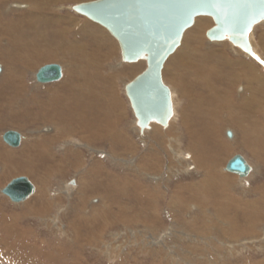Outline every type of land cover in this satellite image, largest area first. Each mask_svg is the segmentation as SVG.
<instances>
[{
  "label": "rangeland",
  "instance_id": "1",
  "mask_svg": "<svg viewBox=\"0 0 264 264\" xmlns=\"http://www.w3.org/2000/svg\"><path fill=\"white\" fill-rule=\"evenodd\" d=\"M45 1L0 3V35L6 33L4 39H12L16 59L9 69L0 63L1 70L2 67L5 70L4 74L0 73V135L15 131L24 138L18 148H12L0 137V241L4 239L0 243V264H264V146H257L259 152H252L243 147L239 137L233 143L234 139L227 138L229 131L226 133L234 127L227 121L229 97L238 104L246 103L240 99L241 95H246L248 100L254 98L253 93L245 91L247 82L244 77L239 78L238 72L241 64L245 71L250 60L237 52L231 42L215 43L207 39V32L215 26L211 17L206 16L209 22L203 30L193 24L177 48L178 52L185 49L189 55L185 57L180 52L184 58L180 62L171 56L162 70L163 84L179 94V97L175 95L177 114H172L176 120L171 121L175 124L169 122L170 125H161L158 130L150 124L141 131L135 124L125 87L147 69V61L125 63L119 42L108 30L112 38L105 33L113 43L112 51L85 38L78 39L77 50L71 55L58 60L42 58L47 47L65 43L72 46L67 40L74 42L82 29L76 33L74 24L66 23L65 38L58 42L52 41L49 31L47 41L22 35L14 18L21 23L24 10L12 5L29 4L31 12L40 10L34 4H42L51 14L84 24L93 21L77 14L74 7L97 0H47L43 6ZM249 39L260 49L257 51L252 46L255 57L264 60V23L254 27ZM5 46L0 40L1 50ZM25 54L36 58L32 68L24 65L29 61L23 58ZM247 56L264 75V64ZM48 64L65 67L75 64L76 69L73 65L69 69L70 78L65 72L66 80L50 86L38 85L33 74ZM139 64L142 70L138 73L129 71ZM95 67H101L99 73L111 79L107 83V95H103L111 96L118 106L107 105V97L102 96L104 102L100 100L93 109L96 111H92L84 105L87 98L69 91V88L86 89L88 80L95 82L93 89L104 90L93 79ZM52 90H57L56 97L62 98L51 112L48 92ZM260 95L264 101V92ZM258 112L255 120L264 123V109ZM247 119L250 126L254 119ZM55 126L62 132L56 140L45 136L44 130L41 133L44 127ZM254 131L248 134H255L252 141L256 145L259 141ZM111 133L122 136L125 143L108 138L113 137ZM96 136L97 140H89ZM179 136L180 144L170 141ZM261 140L264 141V136ZM235 155L246 156L257 164L261 159L260 173L251 181H238L239 187L226 186V180H220L224 186L211 181L205 168L213 164L222 171ZM19 177H27L36 191L27 201L15 204L1 190ZM73 179L77 187L72 186Z\"/></svg>",
  "mask_w": 264,
  "mask_h": 264
},
{
  "label": "water",
  "instance_id": "2",
  "mask_svg": "<svg viewBox=\"0 0 264 264\" xmlns=\"http://www.w3.org/2000/svg\"><path fill=\"white\" fill-rule=\"evenodd\" d=\"M74 10L107 28L118 40L124 62L146 58L147 69L125 87L142 129L151 121L166 126L172 117L171 95L162 82V70L197 17L208 16L214 20L215 26L206 35L210 42L229 38L235 47L253 58L255 54L249 35L257 24L264 21L261 0H230L220 8L193 3L192 0H97L77 5ZM61 72L58 65L44 66L35 79L39 84H52L61 78ZM3 140L12 148L21 144L20 135L15 131L6 132ZM225 170L243 178L251 168L242 156L236 155ZM33 193L34 187L25 177L13 179L2 190L12 203H22Z\"/></svg>",
  "mask_w": 264,
  "mask_h": 264
},
{
  "label": "bare ground",
  "instance_id": "3",
  "mask_svg": "<svg viewBox=\"0 0 264 264\" xmlns=\"http://www.w3.org/2000/svg\"><path fill=\"white\" fill-rule=\"evenodd\" d=\"M7 0H0V3H3V2H6ZM42 1H44V0H42ZM59 1H65V0H59ZM17 3V2H16ZM48 3H50V2H48ZM33 5V4H32ZM35 5V6H34ZM33 5V7L34 8H37L38 7V9H40L39 11H31L30 12V10L28 9V7L30 6L29 4H24V3H21V2H19V4H15V5H12V7H14V8H16V9H18V10H24V15H23V17L22 18H20V21H21V23H19V20L17 19V18H14V23H17V24H19L20 25V28H21V32H22V35L24 34L25 36H36L35 37V39H40L41 37V40H44L45 39V41H47L48 40V37H49V35L48 36H46L47 34H48V31L52 34V41L53 42H58V39H60V38H65L64 37V30L66 29V28H63L64 27V25H66V23H69V24H74V27L76 28V33L77 32H79L81 29H82V31L79 33V34H77L76 35V38L74 39V42H72V41H70V40H67L68 42H69V44H73L72 46H67V44L65 43V44H63V45H61V46H57V44L55 45V46H53V47H47V48H45V50L46 51H42V58H49V59H56V60H58V59H61L62 57H65L66 55H71V52H75V50H77V48L75 47V45L77 46L78 44H79V40L80 39H92V40H94L96 43H99V45L100 46H103V47H105V46H107L106 48H108V49H110L111 51H112V49L114 50V46H113V43H111L112 41H110L109 40V38H107V34L109 35L108 37H111L112 38V36L109 34V32L107 31V28H105V27H103V28H101V27H96L95 26V24H93V23H95V22H93V23H89V21H87L86 23H84V24H80V23H78V22H76L75 21V19L73 20V19H69V18H64V16H61V15H57V14H51L48 10H45L46 8L44 7H42V4H41V6H39V5H37V4H34ZM45 5H47V0L43 3V6H45ZM12 10V9H11ZM11 10H10V12H11ZM74 10V9H73ZM88 20V19H87ZM208 22H209V19H208V17H206V16H199V17H197L196 19H195V22H194V24H196L197 26H198V28H201L202 30L208 25ZM264 23V21H262V22H260L258 25H261V24H263ZM0 24H2L1 22H0ZM11 24H12V22H11ZM93 24V25H92ZM97 25H99V26H101L100 24H98V23H96ZM69 26V25H68ZM205 26V27H204ZM64 29V30H63ZM106 29V30H105ZM254 29V28H253ZM68 31H69V29H67ZM88 30V31H87ZM188 30V29H187ZM211 30V29H210ZM65 32H66V30H65ZM70 32V31H69ZM107 34H106V33ZM252 32H253V30H252ZM58 33V34H57ZM75 33V34H76ZM204 33V32H203ZM69 34V33H68ZM67 34V35H68ZM251 34V33H250ZM71 35H72V33H71ZM5 36H8V34H6V33H3L2 35H0V40L1 41H3V43H5V48H2V49H4V50H1V48H0V63H3V64H5V66L6 67H8L7 69H9V68H12V65H13V60L14 61H16V59L14 58V54H15V45L12 43V42H10V41H12V39H9L8 38V40H6V39H4V37ZM68 36H70V35H68ZM249 37H250V35H249ZM66 38H67V36H66ZM71 38V37H70ZM73 39V38H72ZM79 39V40H78ZM197 39V37L195 38V40ZM116 41H118L117 39H116ZM182 41H183V39H182ZM225 41L226 42H229L230 43V41H229V38H226L225 39ZM217 41H215V43H216ZM221 42H223V41H221ZM249 42H250V45H251V48H252V50H253V47L252 46H254L255 47V49L257 50V51H259L260 49L258 48V46L257 45H254L253 43V41H252V39H249ZM78 43V44H77ZM218 43V42H217ZM27 44V43H26ZM221 44V43H220ZM226 44H228V43H226ZM231 44V43H230ZM1 45H3L2 44V42H1ZM23 45H25V44H23ZM234 48H236L238 51L237 52H241L247 59H249L250 60V62H247L248 64H246V66H245V71L243 70V69H241V68H244L243 66H242V64H241V68L240 69H238V72L240 73L239 74V78H240V76H242V77H244V80L247 82V85L248 86H246V87H244V88H246L245 89V91L247 92V93H249V94H251V93H253V95H254V98H252V99H250V100H248V99H246V95H241L240 96V99H243V100H245V102L246 103H244V104H242V103H240V104H238V103H236L231 97H229V103H230V105H228V109L230 110V116H229V118L227 117V114H225V118H228V120L227 121H229L228 123H230L231 125H233L234 127L233 128H231V130H227L226 131V133L228 132V133H230L231 134V137H229L228 136V134H227V138L228 139H234L232 142L234 143L235 141H236V139L239 137V139H240V141H241V144L243 145V147H247V148H249L252 152H259V147H258V150H257V146H260V145H263L264 146V141H262L261 139L263 138V136H264V134H263V136H262V138L260 139V135L262 134V133H264V123H259V120L258 121H256L255 120V117H257L258 115H259V112H258V109H264V106H263V103H264V101H263V98H260V92H264V75H263V73H262V71L261 70H259L260 68H256V67H258V65H257V63H255L254 61H252L251 60V58H249L247 55L248 54H246L245 55V53L240 49V48H238V47H235L233 44H231ZM91 47H92V45H90ZM96 46H98V45H96ZM99 46V47H100ZM3 47V46H2ZM89 46H87V48H88ZM181 47V44H180V46L178 47V48H180ZM76 48V49H75ZM121 49V48H120ZM236 49H234V50H236ZM263 49V48H262ZM7 50V51H6ZM178 49H176V51L171 55V56H174V57H177V62H180V60L181 59H184L183 58V56H185V57H187L189 54H187L186 53V50L185 49H183V51H180L181 53H182V55L180 54V52H178L177 51ZM224 50V49H223ZM233 50V49H232ZM233 50V51H234ZM35 51V50H34ZM34 51H32L31 53H34ZM83 51V50H82ZM82 51H81V53H82ZM188 51V50H187ZM121 52V51H120ZM192 52H193V50H192ZM100 53V52H99ZM112 53V52H111ZM119 53V52H118ZM122 54V53H121ZM74 55H76V54H74ZM84 55H86L85 54V52H84ZM90 55V54H89ZM88 55V56H89ZM171 56L169 57V58H171ZM242 56V55H241ZM240 56V57H241ZM77 57H78V54H77ZM102 57H104V56H102ZM23 58H27L29 61H28V64L26 63V62H24V65H26V66H28V67H33V65H34V63H35V61H36V58L33 56V55H29V54H25V55H23ZM91 58V57H90ZM101 58V57H100ZM256 58V57H255ZM76 59V58H75ZM86 59V58H85ZM241 59V58H240ZM95 60H97L96 58H95ZM142 60H144V61H146V58H143V59H139L138 61H136V62H132V63H129V64H134V63H138V62H140V61H142ZM171 60H173V59H171ZM186 60V59H185ZM9 61V62H8ZM85 61V60H84ZM98 61H100V59H98ZM232 60H230V64L232 63L231 62ZM238 61V60H237ZM240 61V60H239ZM87 62V61H86ZM183 63L185 62V61H182ZM62 63V62H61ZM77 63V62H76ZM94 63H96V64H99V63H97V61L96 62H94ZM126 63V62H125ZM243 63V62H242ZM245 63V62H244ZM78 64V63H77ZM83 64H85V63H83ZM82 64V65H83ZM185 64V63H184ZM183 64V65H184ZM187 64H188V62H187ZM186 64V65H187ZM49 65H58V66H60L61 67V73H62V75H61V78L57 81V82H54V83H58L60 80H66V79H68V77L70 78V75H69V69H72V65H73V67L75 68V64H72V65H68L67 67H65V65L64 64H62V65H60V64H48V65H45V66H49ZM78 65H80V64H78ZM182 65V64H181ZM182 65V66H183ZM191 65V64H190ZM193 65V64H192ZM235 65H237V64H235ZM100 66V65H99ZM234 66V65H233ZM232 66V67H233ZM44 67V66H43ZM84 67H85V65H84ZM178 67V66H177ZM176 67V68H177ZM15 68V67H14ZM42 68V67H41ZM40 68V69H41ZM73 68V69H74ZM100 68L101 67H95L94 68V75H93V79H96V82H99V85L101 84L103 87H104V90H103V88H96V89H93V87H94V81H91V80H88V83L86 84V89H82V88H78V89H76V90H73V89H71V88H69L70 90V92H73V94L74 95H76V94H79V97L80 98H87V101H88V103H86V104H84V105H86L87 106V108L90 110H92V111H96V110H93L94 108H96L99 104H100V100H101V103H103L102 102V96H104L103 94L104 93H106L107 92V90H108V88H107V83H109V81L111 80V79H106L105 77H104V75L102 74V73H99V70H100ZM2 69L3 70H1V68H0V73L3 71V74H4V72H5V70H4V68L2 67ZM39 69V70H40ZM76 69V68H75ZM38 70V71H39ZM82 70V69H81ZM92 70V69H91ZM103 70V69H102ZM138 70L140 71V70H142V65L141 64H139V65H136V66H132L130 69H129V71L130 72H134V73H138ZM232 69L230 68V71H231ZM235 70V69H234ZM263 70V69H262ZM28 71V70H27ZM37 71V72H38ZM79 71V70H78ZM105 71V70H104ZM261 71V72H260ZM37 72L35 73V74H33V76H34V78H35V76H36V74H37ZM65 72L67 73L68 72V77L66 78L65 77ZM77 73H79V72H77ZM128 73V72H127ZM233 74H234V72H232ZM231 73V74H232ZM250 73H252L253 75L251 76L250 75ZM232 74V75H233ZM236 75H237V73H235ZM234 74V75H235ZM87 75H89V74H86V76ZM91 76H92V73L90 74ZM138 75V74H137ZM249 75V76H248ZM66 76H67V74H66ZM242 77L240 78V79H242ZM5 78V77H4ZM92 78V77H91ZM133 78V77H132ZM6 79V78H5ZM10 80V79H9ZM34 81V80H33ZM35 81H36V79H35ZM74 81V80H73ZM162 81H163V73H162ZM173 81H176V80H173ZM234 81H235V79H234ZM7 82H8V80H7ZM6 82V83H7ZM93 82V83H92ZM5 83V82H4ZM12 83H14L15 85H18L17 84V82H15V81H12ZM37 83V82H36ZM35 83V84H36ZM75 83V82H74ZM38 85H45V84H39V83H37ZM97 84V83H96ZM122 84V83H121ZM225 84V83H224ZM20 85V84H19ZM18 85V86H19ZM46 85H49V84H46ZM92 86L91 88H88L89 86ZM193 85H195V84H193ZM199 85V84H198ZM235 85V84H234ZM22 86V85H21ZM50 86V85H49ZM56 86V85H55ZM58 86V85H57ZM56 86V87H57ZM174 86V85H173ZM172 86V87H173ZM179 86H180V84H179ZM47 87V86H46ZM46 87H44V88H46ZM176 87V86H175ZM179 88V87H178ZM244 88H242V90H244ZM168 89H169V91H170V95H171V101H172V109H173V113L175 114H177V112H176V101H175V95L176 96H178L177 94H176V92H175V90H174V88H173V90L170 88V87H168ZM177 89V88H176ZM20 90V89H19ZM93 90V91H92ZM198 90V89H197ZM55 91H57V90H52V91H50V92H48V96H49V100H50V104L48 105V108L50 109V111L53 109L54 110V108H55V105H56V102H57V100L58 101H61V98H62V96H57L56 97V92ZM60 91V90H59ZM112 91V90H111ZM22 92V91H21ZM177 92H179V91H177ZM61 93H63V92H61ZM116 94V93H115ZM118 94V93H117ZM1 95V94H0ZM65 95V94H64ZM106 95H107V93H106ZM183 95L185 96V94H184V92H183ZM66 96V95H65ZM56 97V98H55ZM104 97H107V96H104ZM179 97V96H178ZM263 97V96H262ZM55 98V99H54ZM77 98V97H76ZM198 99V98H197ZM227 99V98H226ZM81 100H83V99H81ZM104 100V99H103ZM111 100H113V101H111ZM105 101H106V104L108 105L109 104V106L110 105H113V106H118V104L116 103V101H115V99H113L111 96H110V98L109 97H107V98H105ZM194 102H195V100H194ZM59 103V102H58ZM68 105V104H67ZM123 105V104H122ZM121 105V106H122ZM196 105V104H195ZM71 106H73V105H71ZM75 106H78V105H75ZM82 106V105H81ZM262 106V107H261ZM70 107V106H69ZM119 107H120V105H119ZM123 107V106H122ZM71 108V107H70ZM69 108V109H70ZM121 108V107H120ZM118 109V108H117ZM48 110V109H47ZM99 110V109H98ZM237 112V114H236V112ZM52 112V111H51ZM71 112V111H70ZM77 112V111H76ZM49 113V112H48ZM54 113V112H53ZM52 113V114H53ZM63 113H65L64 111H63ZM85 113V112H84ZM92 113V112H91ZM94 113V112H93ZM123 113V112H122ZM125 113V112H124ZM66 114V113H65ZM199 114V113H198ZM262 114V113H261ZM54 115H58L57 113L55 114L54 113ZM126 115V114H125ZM129 115V114H128ZM135 115V114H134ZM46 116H48V114H47V112H46ZM238 116V118H236ZM262 116V115H261ZM125 117V116H124ZM176 115L175 116H173L172 115V117L169 119V121L167 122V125L166 126H168V125H170V124H175V122H173V123H171V121H174V120H176ZM178 117V116H177ZM72 118V117H71ZM135 118H136V116H135ZM247 118H249V119H251V118H253L254 119V121H252V123H251V125L249 126L248 125V119ZM241 120H243V121H241ZM46 121V120H45ZM58 122V121H57ZM169 122H170V124H169ZM59 123V122H58ZM86 123V122H85ZM102 124V123H101ZM135 124H136V126L141 130V131H143V129L140 127V124H139V120L136 118V122H135ZM150 124H152L154 127H156V128H154V129H161L159 126H161V124H159V123H157L156 121H151L148 125H147V127H150ZM227 124V123H226ZM59 126V125H58ZM90 126H92V125H90ZM89 126V127H90ZM174 126V125H173ZM49 127H51V126H49ZM93 127V126H92ZM91 127V128H92ZM100 127V125H98V127H96V128H99ZM104 127H106V126H104ZM162 127V126H161ZM46 128V129H45ZM113 128V127H112ZM146 128V127H145ZM144 128V129H145ZM173 128H175V127H173ZM107 129V128H106ZM255 129V133H256V139L259 141V143L258 144H254L253 143V141H252V139H254L255 138V134H253V135H251V134H248L249 133V131H252V130H254ZM43 130H44V132H43ZM139 130V131H140ZM172 130V129H171ZM102 131V130H101ZM100 131V132H101ZM146 130H144V132H145ZM149 131H150V129H149ZM148 131V132H149ZM174 131H176V130H174ZM7 132V131H6ZM9 132V131H8ZM44 133V134H46L45 136H49V138L51 139V140H56L57 138H59V134L58 133H60L61 131L59 130V128L58 127H53V128H47V127H44L43 129H42V131H41V133ZM91 132V131H90ZM124 132H126V131H124ZM131 132V131H130ZM144 132H142V134L144 135ZM19 133V132H18ZM62 133V132H61ZM68 133V132H67ZM94 135L96 134V132L95 133H93ZM99 135H100V133H98ZM102 134V133H101ZM112 134V133H111ZM115 134V133H114ZM141 134V135H142ZM150 134V133H149ZM160 134V133H159ZM2 135V134H1ZM1 135H0V137H1ZM20 135V138H21V144H22V141H23V134H19ZM61 135V134H60ZM67 135V134H66ZM98 135V136H99ZM108 135H109V133H108ZM113 135V134H112ZM160 136L161 135H158V137L160 138ZM156 137V136H155ZM211 137H213V136H211ZM2 138H3V135H2ZM108 138H113V141H116L117 143H118V141L121 143V144H124L125 143V139L122 137V136H118V135H113V137L111 136H109ZM107 138V139H108ZM94 140V139H96L97 140V136L95 137V138H89V140ZM115 139V140H114ZM180 136H179V138H174V140H173V138L171 139L170 138V141H174L175 143L177 142V144H180ZM213 139V138H212ZM146 140V139H145ZM97 142V141H96ZM237 142V141H236ZM92 143V142H91ZM90 143V144H91ZM112 143V142H111ZM7 144V143H6ZM20 144V145H21ZM46 146V145H45ZM179 146V145H178ZM240 146V145H239ZM238 146V147H239ZM21 147H23V146H21ZM83 147V146H82ZM89 147V146H88ZM127 147V146H126ZM130 147V146H129ZM123 148V147H122ZM132 148V147H131ZM240 148V147H239ZM264 148V147H263ZM30 149V148H29ZM124 149V148H123ZM12 150V149H11ZM31 150V149H30ZM90 150V149H89ZM91 150H92V148H91ZM95 150V149H94ZM261 151H263V149L261 150ZM5 154H7V153H5ZM55 154V153H54ZM64 154V153H63ZM105 154H107V153H105ZM135 154V153H134ZM237 154V153H236ZM240 154V153H239ZM253 154V153H252ZM255 154H257V153H254L253 155H255ZM111 155V154H110ZM109 155V156H110ZM159 155V154H158ZM108 156V155H107ZM236 156V155H235ZM240 156H242L244 159H245V161H246V163H247V165L251 168V171H250V173L246 176V177H243V178H241L240 176H238V175H236V174H234V173H231V172H228V171H226L225 170V168H226V166H227V164H228V162L234 157H231V159L230 160H228L227 161V163L225 164V167H224V170H222L221 171V169H219L218 167H217V165H213V164H211L208 168H205V171H206V173L208 174V177H209V179L211 180V181H214V182H216V183H221V181L220 180H222L223 182L226 180V182L224 183L226 186H228V185H231V184H237V186L239 187L240 186V184L238 183V181H246V180H253L254 178H255V175L256 174H259L260 172H259V169L262 167V165H263V161L260 159L259 161L260 162H258V164L257 163H253L250 159H248L246 156H243V155H240ZM262 156V155H261ZM154 158V157H153ZM133 160V159H132ZM80 161V160H79ZM129 161V160H128ZM154 161V160H153ZM256 162V161H255ZM129 164H134L133 166L135 167L136 165H135V163H133V161H129L128 162ZM139 164V163H138ZM151 164V163H150ZM141 166V165H140ZM87 168V167H86ZM140 168V167H139ZM92 169V168H91ZM134 169V168H133ZM112 174V173H111ZM153 177V176H152ZM25 178H27V177H25ZM28 179V178H27ZM102 179H105V178H102ZM30 181V180H29ZM31 182V181H30ZM240 182V183H241ZM32 183V182H31ZM99 183V182H98ZM247 183V182H246ZM71 184H73L72 186H76L77 187V183H76V181L73 179V180H71ZM101 186H102V180H101V183H99ZM32 185H33V187H34V193H35V191H36V187H35V185L32 183ZM70 185V184H69ZM221 185L222 186H224L222 183H221ZM95 189V188H94ZM125 189V188H124ZM242 189V188H241ZM99 191V190H98ZM1 192H2V190H1ZM7 197V196H6ZM101 197V196H100ZM28 200V199H27ZM26 200V201H27ZM104 201V200H103ZM25 202V201H24ZM89 202V201H88ZM105 202V201H104ZM183 203V202H182ZM199 203H201V202H199ZM15 204H21V203H15ZM196 204V203H195ZM181 205V204H180ZM240 205V204H239ZM195 206V205H194ZM177 207V206H176ZM181 207H183L182 205H181ZM87 208V207H86ZM201 208H203V207H201ZM181 209V208H180ZM196 209V208H195ZM205 209V208H204ZM81 210V209H80ZM92 211V210H91ZM193 211V210H192ZM204 214H205V212H204ZM203 215V214H202ZM204 216V215H203ZM199 217H201V216H199ZM188 219V218H187ZM202 220V219H201ZM52 224V223H51ZM227 224H229V223H227ZM197 225V224H196ZM227 226V225H226ZM13 231V230H12ZM2 232V231H1ZM16 232V231H15ZM234 233H237V232H234ZM238 235H240V233H238ZM237 235H234V237H236ZM2 240H4V239H2ZM1 240V241H2ZM0 241V243H2ZM89 241V240H88ZM252 241V240H251ZM254 241V240H253ZM4 242H6V241H4ZM3 242V243H4ZM19 242V241H18ZM159 242V241H158ZM241 242V241H240ZM14 244V243H13ZM20 244V243H19ZM18 244V245H19ZM240 244V243H239ZM1 245V244H0ZM2 245H4V244H2ZM6 245V244H5ZM245 245V244H244ZM236 246H238V244H236V245H230V247H236ZM239 246H243L242 244H240ZM246 246V245H245ZM0 247H2V246H0ZM213 247V246H212ZM250 247V246H249ZM255 247V246H254ZM8 252V251H7ZM10 252V251H9ZM235 252V251H234ZM4 254V253H3ZM13 255H15V254H13ZM39 255V254H38ZM110 255V254H109ZM7 256V255H6ZM9 256V255H8ZM40 256V255H39ZM3 258H6V257H4V256H2ZM10 257V256H9ZM16 257H17V255H16ZM25 257V256H24ZM42 257V256H41ZM1 258V257H0ZM37 258V257H36ZM2 259V258H1ZM35 259V258H34ZM5 260V259H4ZM9 260H10V258H9ZM32 260V259H31ZM36 260V259H35ZM40 260V259H39ZM14 261V260H13ZM38 263H40L39 261H37ZM36 262V263H37ZM44 262V261H43ZM46 262V261H45ZM13 263V262H12ZM20 263V262H19ZM8 264H11V262H9Z\"/></svg>",
  "mask_w": 264,
  "mask_h": 264
},
{
  "label": "snow or ice",
  "instance_id": "4",
  "mask_svg": "<svg viewBox=\"0 0 264 264\" xmlns=\"http://www.w3.org/2000/svg\"><path fill=\"white\" fill-rule=\"evenodd\" d=\"M193 3H201V4H210L214 8H220L225 3L230 2V0H192ZM262 3H264V0H261ZM257 60H260V58L257 56ZM260 63L264 64V60H260Z\"/></svg>",
  "mask_w": 264,
  "mask_h": 264
}]
</instances>
